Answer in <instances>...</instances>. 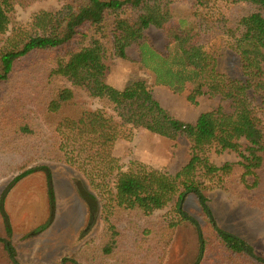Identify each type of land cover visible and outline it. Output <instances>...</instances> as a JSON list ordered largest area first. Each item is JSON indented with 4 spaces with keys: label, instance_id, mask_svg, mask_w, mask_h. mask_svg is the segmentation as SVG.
<instances>
[{
    "label": "trees",
    "instance_id": "1",
    "mask_svg": "<svg viewBox=\"0 0 264 264\" xmlns=\"http://www.w3.org/2000/svg\"><path fill=\"white\" fill-rule=\"evenodd\" d=\"M38 1L51 3L25 24L16 20L17 6ZM151 27L165 51L146 37ZM129 48L189 103L207 95L226 104L185 121L149 89L125 99L107 75ZM139 130L184 140L188 160L174 173L105 163L108 142ZM225 153L236 159L216 163ZM0 154L12 182L46 176L48 216L30 236L54 220L50 165L72 171L89 211L74 264H162L187 222L199 235L193 264H264L254 246L216 225L204 194L220 191L264 213V0H0ZM246 175L255 187L244 185ZM189 193L202 226L184 209Z\"/></svg>",
    "mask_w": 264,
    "mask_h": 264
},
{
    "label": "rangeland",
    "instance_id": "2",
    "mask_svg": "<svg viewBox=\"0 0 264 264\" xmlns=\"http://www.w3.org/2000/svg\"><path fill=\"white\" fill-rule=\"evenodd\" d=\"M49 3L38 1L26 7L17 6L15 18L25 24L32 13L48 7ZM145 35L155 48L165 51L166 41L158 29L151 27ZM127 53L128 59L110 62L107 75V83L121 91L125 99L139 97L149 89L165 109L185 121H194L202 112L226 104L227 101L218 96L207 95L199 97L195 104L189 103L186 93L172 92L156 80L153 72L138 65L137 49L129 48ZM186 145L182 139L139 130L132 140L117 138L108 142L103 148V158L105 163L120 164L123 171L154 167L174 173L189 158ZM0 155V238L3 239L0 264H12L9 256L11 247L18 264H74L70 258L81 242V229L87 223L89 211L87 203L73 186L72 171L61 164L50 165L52 196L55 198L54 220L42 232L30 236V230L48 216L46 176L43 172L32 173L12 182L10 171L2 175V163H6L8 158ZM234 159V154L225 153L215 162L219 164ZM255 184L252 176H245V186L253 187ZM204 194L208 199V213L216 225L254 246L255 253L264 256V213L220 191L211 190ZM185 201L184 209L202 226L201 207L195 195L189 193ZM99 228L98 223L95 224L91 233H97ZM199 250L198 229L187 222L175 230L162 264H193Z\"/></svg>",
    "mask_w": 264,
    "mask_h": 264
}]
</instances>
